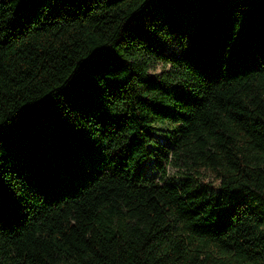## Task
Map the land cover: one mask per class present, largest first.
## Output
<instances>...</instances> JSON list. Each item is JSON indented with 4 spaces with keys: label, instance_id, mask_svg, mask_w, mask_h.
<instances>
[{
    "label": "trees",
    "instance_id": "obj_1",
    "mask_svg": "<svg viewBox=\"0 0 264 264\" xmlns=\"http://www.w3.org/2000/svg\"><path fill=\"white\" fill-rule=\"evenodd\" d=\"M0 264H264V0H0Z\"/></svg>",
    "mask_w": 264,
    "mask_h": 264
},
{
    "label": "rangeland",
    "instance_id": "obj_2",
    "mask_svg": "<svg viewBox=\"0 0 264 264\" xmlns=\"http://www.w3.org/2000/svg\"><path fill=\"white\" fill-rule=\"evenodd\" d=\"M160 70V64L155 63L154 67L150 70V72H158ZM154 139L150 144L153 147L154 156L149 157L147 160L143 162L145 167L142 168V173L144 176L148 178H157V173L159 172V168L156 166V159H158V149L162 148L161 146L168 143V134L170 130V126L167 122L154 124ZM163 163V162H162ZM161 163V164H162ZM166 175L163 177L165 181L178 180L181 176V170L175 168L171 165H166ZM201 176L204 180L211 177L208 171L201 172ZM158 181H162L161 178H158Z\"/></svg>",
    "mask_w": 264,
    "mask_h": 264
}]
</instances>
